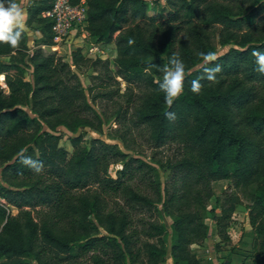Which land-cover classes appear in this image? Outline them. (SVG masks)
<instances>
[{
  "label": "trees",
  "instance_id": "trees-1",
  "mask_svg": "<svg viewBox=\"0 0 264 264\" xmlns=\"http://www.w3.org/2000/svg\"><path fill=\"white\" fill-rule=\"evenodd\" d=\"M54 1L27 10L26 26H41L37 49L30 52L27 31L18 49L0 43L8 86L0 87V264H205L192 247L205 245L209 216L228 241L241 202L235 191L251 187L252 264H264V75L251 55L264 52V0H167V16L149 0H87L86 29L95 44L116 43L112 63L92 61L83 49L72 52L71 63L44 54L53 33L43 15ZM219 46L231 48L219 54ZM201 52L218 57L208 65L222 68L215 82L201 79ZM173 54L186 79L169 108L159 83ZM84 68L100 71L94 81L127 85L129 109L118 108L119 124L144 128L156 148L174 147L161 164L167 179L117 144L94 138L86 145L85 133L103 126L98 100H113L114 91L85 89L77 74ZM196 79L198 95L191 91ZM66 136L72 153L61 146ZM21 151L43 162L42 173L20 163ZM221 181L231 185L209 209Z\"/></svg>",
  "mask_w": 264,
  "mask_h": 264
},
{
  "label": "rangeland",
  "instance_id": "rangeland-1",
  "mask_svg": "<svg viewBox=\"0 0 264 264\" xmlns=\"http://www.w3.org/2000/svg\"><path fill=\"white\" fill-rule=\"evenodd\" d=\"M151 1V7H155L157 12H160L167 16V0H149ZM158 2L155 4L153 2ZM25 8L26 12L28 9L33 8L37 5L38 0H17ZM152 12V11H151ZM26 31L29 34V47L30 52L34 51L40 45L43 34L41 32L40 25H33L31 27L26 26ZM98 47V52H95ZM231 47H218L219 54L226 53ZM44 49V48H42ZM77 49H83L87 52V57L92 61L102 59L104 61L109 60L111 63L117 57V46L116 43L110 45H99L95 44L93 40H83L81 38L71 39L65 43L59 50L44 49V54L50 55L57 53L61 56L65 62L71 63V54ZM90 50H94L91 52ZM2 61H8L7 58H2ZM100 73L95 72L93 68H84L82 71L77 72L79 78L82 81L83 87L88 89L93 86L97 92L103 91H114V99L109 100L108 98H101L98 100V104L95 110L100 114L103 120V126L100 130H92L85 133L86 145L96 138L100 139L108 144H117L120 149L133 158L145 160L146 162L153 163L159 167L161 176L163 179H167L169 172L162 169L161 164H166L168 158L173 154V146H165L156 148L151 142L149 133L142 127H136L131 121H127L124 124H119L116 121V112L118 108L124 107V112L129 109L127 85L125 83L109 84L101 80L94 81L92 76H96ZM26 79L30 80V72L27 71ZM119 82V81H118ZM137 93V90H134ZM128 92V93H127ZM88 99L91 101V95L87 91ZM128 113V118L130 117ZM128 123V124H126ZM61 146L66 148L70 153L73 149L70 145L68 137L66 136L61 142ZM122 164L113 165L110 168L112 176ZM231 183L228 181L216 182L213 184L214 198L209 203V209L216 206V200L221 198L224 192L228 191ZM233 190V189H232ZM255 187H251L248 190H237L235 194L240 198V204L237 207L235 214L232 217V223L229 228L226 229L225 235L229 238L228 241H223L224 236L218 234L215 222L208 219L209 225V237L203 247L193 246V253L201 259L205 264H252L254 257V241L255 233L253 228L250 226L249 212H250V194L254 193ZM219 209L217 212L219 213ZM17 213L16 210L13 211ZM35 216L36 212L33 213ZM160 221L166 225L169 233L170 221L164 217L160 218ZM106 232L100 229V236L105 235ZM170 242V236L168 238ZM166 264H173L169 258Z\"/></svg>",
  "mask_w": 264,
  "mask_h": 264
},
{
  "label": "clouds",
  "instance_id": "clouds-1",
  "mask_svg": "<svg viewBox=\"0 0 264 264\" xmlns=\"http://www.w3.org/2000/svg\"><path fill=\"white\" fill-rule=\"evenodd\" d=\"M27 12L21 3L17 0H0V43L9 45L12 49H18L25 35ZM129 45L134 44V41L129 40ZM200 57L204 62V76L201 79H206L209 82H215L217 73L222 71L219 64L214 67H208L209 64H214L218 59L214 52H201ZM251 55L255 57L257 65L256 71L264 75V52L253 50ZM149 69H145L147 72ZM163 79L159 83V90L164 93L166 105L171 108L173 104L180 98L184 91V83L186 79V69L183 60L178 54H173L168 65L161 69ZM203 84L200 79L191 81V91L194 94H200ZM165 118L170 122L176 120V114L172 111L165 113ZM20 163L33 171L36 174L42 173L44 169L43 162L33 159L31 156L21 151L18 155Z\"/></svg>",
  "mask_w": 264,
  "mask_h": 264
},
{
  "label": "built area",
  "instance_id": "built-area-1",
  "mask_svg": "<svg viewBox=\"0 0 264 264\" xmlns=\"http://www.w3.org/2000/svg\"><path fill=\"white\" fill-rule=\"evenodd\" d=\"M87 0H80L79 3L73 4L71 0H55L52 8L45 12L43 17L52 22L53 45L49 47L51 50H59L65 43L74 38L90 40L91 35L86 29ZM46 49V47H43ZM96 47L95 52H98ZM93 52L94 50H90ZM0 87L8 92V86L5 79L1 80Z\"/></svg>",
  "mask_w": 264,
  "mask_h": 264
},
{
  "label": "bare ground",
  "instance_id": "bare-ground-1",
  "mask_svg": "<svg viewBox=\"0 0 264 264\" xmlns=\"http://www.w3.org/2000/svg\"><path fill=\"white\" fill-rule=\"evenodd\" d=\"M5 79V77H1V80H4Z\"/></svg>",
  "mask_w": 264,
  "mask_h": 264
}]
</instances>
